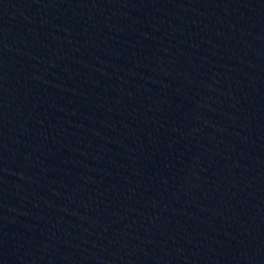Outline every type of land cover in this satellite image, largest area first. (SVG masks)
<instances>
[{
    "label": "water",
    "instance_id": "water-1",
    "mask_svg": "<svg viewBox=\"0 0 264 264\" xmlns=\"http://www.w3.org/2000/svg\"><path fill=\"white\" fill-rule=\"evenodd\" d=\"M0 264H264V0H0Z\"/></svg>",
    "mask_w": 264,
    "mask_h": 264
}]
</instances>
